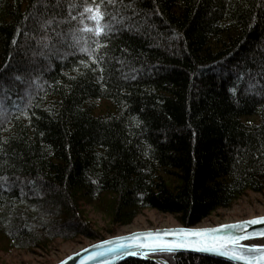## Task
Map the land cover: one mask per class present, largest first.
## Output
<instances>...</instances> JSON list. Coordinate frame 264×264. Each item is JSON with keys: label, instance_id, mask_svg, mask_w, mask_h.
<instances>
[{"label": "trees", "instance_id": "16d2710c", "mask_svg": "<svg viewBox=\"0 0 264 264\" xmlns=\"http://www.w3.org/2000/svg\"><path fill=\"white\" fill-rule=\"evenodd\" d=\"M247 191H264V0H0V243L103 239L86 206L110 234L143 209L193 227Z\"/></svg>", "mask_w": 264, "mask_h": 264}, {"label": "water", "instance_id": "95a60500", "mask_svg": "<svg viewBox=\"0 0 264 264\" xmlns=\"http://www.w3.org/2000/svg\"><path fill=\"white\" fill-rule=\"evenodd\" d=\"M180 229L210 231L194 235L181 233ZM229 239L237 243L231 244L228 242ZM163 242L170 243L165 245ZM176 244L189 246H173ZM251 245H264V215L216 226H175L109 236L67 255L56 264H117L131 258L167 264L158 255L174 253L209 256L234 264H264V255H262L264 248H252ZM210 248L218 250L210 251L208 250ZM240 256H244L245 259H240Z\"/></svg>", "mask_w": 264, "mask_h": 264}, {"label": "rangeland", "instance_id": "374dc122", "mask_svg": "<svg viewBox=\"0 0 264 264\" xmlns=\"http://www.w3.org/2000/svg\"><path fill=\"white\" fill-rule=\"evenodd\" d=\"M83 212L85 218L102 234L103 239L114 235L129 234L134 231L182 226L173 215L161 214L153 209H143L128 225L113 228L116 232L110 234L109 230L112 227L106 213L88 206L83 209ZM259 215H264V191L257 193L247 191L228 207L216 209L214 213L205 217L195 226H216L217 224L237 222V220H245ZM96 241L82 238L73 241L55 239L45 248H35L32 251L10 249L2 242L0 243V264H56L67 255L76 253L79 249Z\"/></svg>", "mask_w": 264, "mask_h": 264}, {"label": "snow or ice", "instance_id": "6c2138e0", "mask_svg": "<svg viewBox=\"0 0 264 264\" xmlns=\"http://www.w3.org/2000/svg\"><path fill=\"white\" fill-rule=\"evenodd\" d=\"M98 7V6H97ZM102 14L101 13H99V12H97L96 13V15L93 17L94 19H99V17L101 16ZM47 23H51V21H47ZM85 27H87V26H85ZM106 27H108V28H110V25H108V26H106ZM104 30V27H102V26H97L96 28H95V31L97 32V33H99V32H102ZM80 51H85V49H80ZM82 63H85L84 61H82ZM221 227H224L223 225H221ZM181 233H188V234H194V235H199V234H201L202 232H205V231H210V230H206V229H180L179 230ZM118 239H122V238H118ZM229 243H231V244H236L237 242L236 241H234V240H231V239H229V241H228ZM104 243H107V242H104ZM165 245H168L170 242H163ZM173 246H175V247H185V246H189V245H186V244H176V245H173ZM250 247H252V248H264V245H251ZM208 250H218L217 248H210V249H208ZM225 254H227V253H225ZM233 255H235V253H233ZM262 255H264V253H262ZM240 259H245V257L244 256H240L239 257Z\"/></svg>", "mask_w": 264, "mask_h": 264}]
</instances>
